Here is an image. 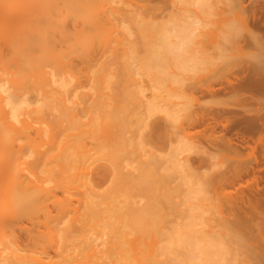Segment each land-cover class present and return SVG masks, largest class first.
<instances>
[{
  "label": "bare ground",
  "instance_id": "1",
  "mask_svg": "<svg viewBox=\"0 0 264 264\" xmlns=\"http://www.w3.org/2000/svg\"><path fill=\"white\" fill-rule=\"evenodd\" d=\"M244 1L239 19L264 34L259 0ZM61 2L75 22L89 25L66 28L59 18ZM174 4L175 12L155 18L154 12L145 15L155 7L145 0H0V48L5 44L9 53L6 59L0 55V264H227L217 227L224 225L221 195L249 172L250 190L261 188L255 165L264 156V70L241 62L224 79L196 78L182 88L196 101L226 94L224 102H234L236 96L234 106L229 102L218 109L223 97L208 102L207 111L206 104L205 109L183 102L170 106L177 94L159 95L165 82L155 72L150 82L155 93L139 101L142 107L134 113L139 123L160 108L169 117L183 112L189 118L181 127L185 135L205 124L192 133L203 134L223 156L234 153L229 157L238 162L221 171L208 170L216 152L197 142L183 140L158 153L143 138L126 135V90L113 88L126 70L139 74L150 65L134 53L131 39L125 47L119 38L121 51L111 55V28L154 34L165 19L178 17L189 26L203 20L191 12L190 0ZM209 35L201 40L207 48L215 45ZM251 45L247 38L242 42L244 48ZM96 53L98 61L91 63ZM75 57L86 61L88 91L80 88ZM135 89L143 92L145 86L138 83ZM238 123H244L240 138L230 132ZM250 130L258 132L253 143H248ZM191 148L205 151L190 156L185 152ZM94 175L108 183L100 187ZM246 203L254 205L251 198ZM27 219L44 226L31 234L36 247L20 246L13 230L20 221L31 232ZM200 232L204 239L189 245Z\"/></svg>",
  "mask_w": 264,
  "mask_h": 264
},
{
  "label": "rangeland",
  "instance_id": "2",
  "mask_svg": "<svg viewBox=\"0 0 264 264\" xmlns=\"http://www.w3.org/2000/svg\"><path fill=\"white\" fill-rule=\"evenodd\" d=\"M138 1V0H134ZM148 1V3L154 4L155 7L150 9H145L144 11L145 15L151 14L155 18H161L165 17L167 12H175L177 10L176 5L174 2L176 0H145ZM250 0H245V3H248ZM260 5H262V10H258L259 16L261 18H264V0H259ZM153 5V6H154ZM157 5V7H156ZM125 10V9H124ZM190 10L192 13L195 11L199 16H202L203 20L207 19V10L202 6V4L199 2V0H190ZM171 12V13H173ZM195 12V13H196ZM199 12V13H198ZM203 12V13H202ZM241 10L239 11L240 14ZM144 15V14H143ZM147 15V16H149ZM157 16V17H156ZM204 16V17H203ZM239 17V16H238ZM59 18L61 19V22L64 23V26L68 28L69 30H76L81 26H88L89 23L88 21H74L69 13L68 6L65 2H61V10L59 12ZM226 15V10L225 9H219L217 11V19L215 20V25L216 28L214 30L210 31L209 39H211L214 43L217 41V34L219 28L223 25L225 20L227 19ZM128 21V20H127ZM115 27H119V25L115 24L114 28L112 27V33H111V55L118 54L121 51V46L119 43V38H123L124 40V46L126 47L127 41L132 40L136 44L135 48V54L137 55H144L145 52V46L147 45L148 42L151 41L153 38V34H149L147 32H144L143 34H138L136 32V29L132 27L130 30L132 33L129 32V30H125L123 34L120 33L119 29H115ZM252 46V45H251ZM249 46V47H251ZM2 54L3 58L6 59L8 56V48L5 44L2 43L1 45ZM0 48V51H1ZM110 51V52H111ZM7 54V55H6ZM99 58V53H96L95 55L92 56L91 63L97 62ZM74 63L77 64V69H79L80 73V79L82 82V86L80 87L81 90L88 91V81L87 78L85 77V65L86 61H83L82 58L80 57H75L74 58ZM243 63V62H242ZM241 64V63H240ZM118 61L115 58L113 66H117ZM154 71L152 70V67H144L141 72L138 74L132 70H126L124 74L122 75V79H118L113 83V88L115 91H118L121 87L124 86L126 90V102L128 103V113H127V126H126V135L133 137L135 140L138 138H143L145 141L153 145V147L156 149V152L158 153H167L172 144H175L177 142H181L183 140L189 141V142H197V144L201 147V149H204L203 146L207 147V149L211 152L214 153L216 152V148L214 149V145L211 146L213 143L209 142V140H206V137L203 134H193L192 132L195 131L197 128L200 130L202 129L201 127H205V124H202L201 126H196L197 128H190L189 131L190 133L188 135L183 134V131L181 130L182 126H186L187 122L189 121V118L185 116L183 112H179L178 115H176L175 118L169 117L166 115L165 111L163 109H156L152 111L148 116H147V122L139 123L136 121L135 118V112L138 108H140V102H143L142 100L146 99L147 97L153 96L155 93V90L153 87H151V77L153 76ZM230 75V74H228ZM207 76H201L199 78H205ZM219 77V76H218ZM220 76V79H224L225 77ZM217 79V78H216ZM219 79V78H218ZM217 80V81H220ZM223 81V80H222ZM138 83H142L145 86V90L143 92H136L135 88ZM168 91H173V94H177L176 96H173L170 100H168L170 106L174 102H183L186 104V106H194V105H199L200 107L203 105V109H205L204 104L207 105L208 102H211V100H215V96L212 97L207 95L199 96L197 101L196 100H191L188 97H186L182 91V88H176L172 87L171 85L167 84L166 82L163 84V87L159 90V95H165L167 94ZM230 94V93H228ZM226 94H223V99L221 96L216 95L218 98L217 100L213 102H218L219 98L222 100H219V104L215 103L214 105L218 106L220 105V102L222 105L218 107V109L221 106H225V103H234L237 101L236 96L233 100H227L224 102V98L228 99V97H225ZM234 98V96H233ZM232 99V95H231ZM198 100L203 103H198ZM140 101V102H139ZM238 102V101H237ZM233 104V106H234ZM257 104V103H256ZM255 103H251V105L254 107L256 105ZM172 105V106H173ZM212 105L211 103V107ZM199 106L196 108L199 109ZM208 106V105H207ZM232 107V105H229ZM237 106V105H236ZM142 107V106H141ZM209 106L206 108L209 109ZM212 107V108H213ZM215 106V108H217ZM202 108V107H201ZM210 110V109H209ZM221 126H217L218 129H220ZM244 123H238L232 125L230 128V132L233 133V135L237 136L240 138L239 134L240 131L243 130L244 128ZM216 128V129H217ZM198 129V130H199ZM217 129V130H218ZM241 129V130H239ZM178 131V134L176 133ZM239 132V133H238ZM249 134L248 136V143H253V139H256V136L258 132L256 130L254 131H248L246 132ZM251 135V136H250ZM254 136V137H253ZM205 137V138H203ZM252 137V138H250ZM250 138V139H249ZM195 140V141H194ZM201 140V142H200ZM206 140V141H205ZM252 140V141H251ZM250 141V142H249ZM210 144H209V143ZM244 142V147H242V151L245 153L248 149V145L246 141ZM201 143V144H200ZM209 144V145H208ZM217 146V145H216ZM214 150V151H213ZM201 153V151L204 153L205 150H194L193 148L190 149V151H187L185 153L189 154L190 156H195L198 157V153ZM216 152L215 154V165L214 167L208 170H220L221 169H226V168H231L238 162H236L235 158H230L234 157L235 155H231L234 153H231L228 155H224ZM202 155V154H201ZM206 155V154H204ZM200 156V155H199ZM203 156V155H202ZM194 157V158H196ZM229 157V158H228ZM261 161L256 164V174L260 175L262 178L259 181L260 185V190L258 192H253V190H250L249 186V181L252 176V172H249L248 174H245L239 181H236L234 184L227 185L224 195H221L222 197V208H221V214L224 216V219L222 223L224 224L223 226H217L218 228L221 229V233L219 236V240L222 243L226 244V248H224V251L222 253V257L224 261L227 264H262L264 263V156L260 158ZM3 163V159L1 158L0 155V165ZM228 166V167H227ZM260 167V168H259ZM95 178H98L100 180V187L105 186L108 183V180L102 181L99 175H94ZM243 194V199L241 200L239 195ZM248 198H251L252 202L254 205L249 206L246 203V200ZM256 200H253L255 199ZM262 199V200H261ZM255 201V202H254ZM52 208V207H51ZM217 213V212H216ZM213 214V213H212ZM41 216V215H40ZM163 224H169L168 217H165L164 220L162 221ZM25 224L29 227H31V232H29L26 228L20 226V221H15L13 225V230H15V234L17 235V241L20 246L22 247H36L35 243H33V239L31 237V234L38 232L39 229H44V226L41 225L40 227L37 224H33L30 219L25 220ZM199 228V226H196ZM200 233H195L193 237L190 240L189 245H195L198 243L201 239H204ZM98 237L103 236L100 231L96 233ZM39 248V247H38ZM49 252L51 254L54 253V251L47 247ZM262 260V261H259ZM259 261V262H258Z\"/></svg>",
  "mask_w": 264,
  "mask_h": 264
},
{
  "label": "clouds",
  "instance_id": "3",
  "mask_svg": "<svg viewBox=\"0 0 264 264\" xmlns=\"http://www.w3.org/2000/svg\"><path fill=\"white\" fill-rule=\"evenodd\" d=\"M207 10V19L195 26L172 17L156 25L153 38L145 46L143 59L157 77L176 88L187 87L194 79H215L241 62L264 70V34L246 26L238 17L241 0H199ZM225 9L227 19L219 28L217 41L211 48L201 40L203 34L216 28L217 11ZM247 38L252 46L244 48Z\"/></svg>",
  "mask_w": 264,
  "mask_h": 264
}]
</instances>
